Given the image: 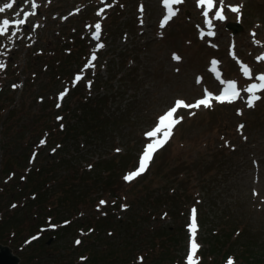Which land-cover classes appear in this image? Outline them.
<instances>
[{
	"label": "rangeland",
	"instance_id": "374dc122",
	"mask_svg": "<svg viewBox=\"0 0 264 264\" xmlns=\"http://www.w3.org/2000/svg\"><path fill=\"white\" fill-rule=\"evenodd\" d=\"M7 2L11 0H0V6ZM33 2L36 8H32ZM105 3L112 6L105 7ZM216 4L219 7V0ZM141 5L143 12L139 10ZM225 5L242 7L238 13L225 7L226 19L222 21L214 18V8L208 17L212 28L206 24L204 8L197 6V0L173 5L179 11L164 27L161 21L167 10L162 0H16L12 9L0 13V20L20 19L25 10H37L26 18L25 27L10 26L8 34L19 29L11 41L7 35L0 36V62L5 64L0 69L3 83L21 82L22 87L24 71L34 63V57L43 59L54 47L61 50L58 59H50L48 68L41 65L42 72L33 87L18 88L14 104L20 106L22 117L14 121L13 129L4 128L0 122V147L2 130L13 133L16 141L25 135L24 127L49 128L44 116L37 117L43 104L34 96L41 93V84L53 75L62 59L73 64L66 71L58 67L52 76L57 90L65 84L62 79H69L85 58L74 46L71 55L76 56L70 59L63 45L82 44L84 52L89 48L97 57L92 62L94 67L86 71L80 68L86 72L78 81L84 88L64 97L67 106L56 99L55 108L68 119L69 131L65 137L67 151L63 154L61 150L65 163L56 165L52 153L50 160L54 162L43 158L53 164H46V168L55 169L54 177L58 176L57 184L51 188L54 193L43 203L45 211L38 206L34 209L31 204L24 206L22 201H13L18 204L16 207L7 206L10 197L16 196L8 187L9 194L0 196L1 210L16 209L19 237L15 244L8 245L19 256V264H137L143 260L142 264H184L183 257L190 250V207L197 209L195 239L203 248L201 251L207 252V264H224L229 258L239 264L240 253L264 262V98L249 108L248 93L242 91L250 83H258L255 76L264 71V60L257 59L264 56V0H225ZM100 8L105 11L98 16ZM97 22L102 28L98 43L104 45L100 50L90 35ZM229 24L240 27L233 32ZM208 31L215 34L208 36ZM201 32L205 34L203 38ZM174 53L181 59L174 60ZM213 59L219 61L215 70ZM9 63L12 67L7 71ZM241 64L253 70L251 78L244 76ZM86 78L88 82L94 80L93 85L87 86ZM229 79L237 82L240 98L233 103L214 101L207 108H179L176 118L183 119L138 180L127 185L120 174L105 190L107 180L102 168L96 167L91 178L76 177L83 169H89L92 161L103 157V164L114 165L115 159L123 167H133L153 139L145 134L157 125L165 108L177 99L194 104L205 89L217 90L224 85L222 80ZM34 89L35 93L30 94ZM54 93L46 96L53 99ZM257 94L264 97V92ZM61 123L55 121L53 126ZM242 124L244 127L239 128ZM117 150L121 154L112 155ZM1 151L0 148V160ZM62 189L83 193L64 201L60 199ZM154 197L164 202L161 207L151 205ZM101 200L111 203L98 209ZM121 205H127L126 210H121ZM46 212L51 213L48 219ZM110 216L114 218L110 226L98 228L96 221L111 219ZM51 219L57 224L67 219L66 226L71 227L50 233L55 236L50 243L44 244L41 238L19 247L20 252L16 250L17 243L34 230L31 227L40 231L38 222L45 224ZM168 226L176 233L174 243L169 245L166 236L153 242V237L160 231L164 233ZM77 237L82 239L80 244H75ZM162 248L167 250L163 253ZM221 255L229 257L225 260ZM196 256L197 253L194 259Z\"/></svg>",
	"mask_w": 264,
	"mask_h": 264
},
{
	"label": "trees",
	"instance_id": "16d2710c",
	"mask_svg": "<svg viewBox=\"0 0 264 264\" xmlns=\"http://www.w3.org/2000/svg\"><path fill=\"white\" fill-rule=\"evenodd\" d=\"M0 40L2 39L0 38ZM74 46L79 47V49L76 48V51L79 54V56H81L82 54V57L83 56L86 57L88 51L86 50V52H84L83 51L84 46L82 44L76 45V43H73V46L70 43H68L67 46L63 45V48L68 49L66 56H70L72 54L71 49H73ZM60 53H61L60 48L54 47L52 48V50H49L46 54H44L43 59L42 58L37 59L36 57H34L33 58L34 63H31L28 66V68L25 69L24 71V73L26 74L24 87L28 89H30V85L33 87V83L35 84V79L42 72V67L44 66L45 68H48L50 65V59L51 58L58 59ZM75 56L76 54L71 55L70 59L72 58L74 60ZM45 57H48V58H45ZM72 64L73 63L66 62V60L62 59L61 64H58V67H60V71L61 70L66 71ZM38 65L39 67H36ZM10 67H12V63L8 64L7 71L10 69ZM58 67L57 66L55 67V70L52 76L56 75L57 71L59 70ZM74 71L71 72V76L69 77V79H67L66 77V80L71 79V77L74 74ZM0 73H2L1 70H0ZM52 76L43 81V83L41 84L39 88L41 93L39 92L38 94L34 96L36 100L37 99L39 100V98L42 97L43 105L41 109L38 111L37 117L41 118V115L44 116L46 124L49 128L40 129V128H25L24 127L23 129L26 130L25 135L21 137L18 136V138H16V141H14L13 139V133L11 135L6 134V130H2L3 132H1L2 143H1L0 148L2 149L1 151L2 158L0 160V168H1L0 170V196L9 194V191H7L6 187H8L12 191V193L15 192V195H16L15 197H10L9 201L6 203L7 206L11 204H15V207H16L18 204L13 201H22L23 202L22 204L24 206H28L31 204L32 208L35 209L36 206H38L40 211H45V207L43 203L46 202L47 197H49L52 193H54L52 192L51 188L57 184L58 176L54 177L56 173L55 169L46 168V164L49 166H53V164L52 165L49 164L43 158H49L48 160H50L49 152L54 149L52 153H53V156L55 157V164L63 165L65 163L64 158L61 156V150L63 149V154L64 152L67 151L65 148V144H66L65 137L69 131V124L67 123L68 119L66 117H61V119H57V117L60 116V112L59 110L55 108L56 97H54L53 99L52 98L50 99V97L46 96L49 92H55L53 96H55L58 93L56 81L52 79ZM15 79H17V77H15ZM0 82L3 83V79H1V77H0ZM18 83L19 82H14V83H9V84L7 83L0 84V122H2L4 128L13 129L14 127L12 126V124L14 123V121L22 117L20 116L22 112V110H20V106L14 104V101L16 99L15 95L19 88V86L17 85ZM13 85H17V87H13ZM3 92L5 93V95H3ZM33 92L35 93V89L33 91H30V94H32ZM17 102L18 100H16V103ZM67 104L68 103H65L64 106H67ZM49 115H52V117L50 118ZM90 117L91 115L88 118ZM55 121L57 122V124L58 122H62V123L60 125L53 126ZM21 126L23 127V125ZM4 137H8V139L4 140L3 139ZM41 140H44L45 143L40 144ZM59 153L60 155L56 156ZM118 154H121V153L118 152L112 155H118ZM104 158L106 157H103L102 159L99 158L96 161H92L91 162L92 166L89 165V169L85 168L87 171L83 169L82 170L83 174L80 173L76 177L83 178V179L91 178L89 177V175L94 174L96 172L95 168L98 167V168H102L100 169L103 171L102 175L106 177V179L105 178L103 179L107 180L104 186L105 190H108L110 184L114 182L113 178L120 176V174H121L122 182L124 184H127L123 177V174H125L126 170H128L126 165L123 167L121 162L115 159H113V161L116 162L114 165L103 164L101 161H104L103 160ZM50 161L54 162L53 159ZM85 175H88V177L86 178ZM73 179H76V178H73ZM80 182H78L76 185L78 186ZM131 183H128V184H131ZM87 185H88V181L86 182L85 186H83V188H86ZM61 193H62V197L60 199L65 201L67 198L69 199L72 198V200L79 198V195H76V193L82 194L83 191L81 192L79 190H75V191L69 192L66 189H62ZM57 202L58 204L62 203L61 201H57ZM163 203H164L163 201H160L159 198H156V197L152 198V201H151V205L155 207H161ZM0 211L2 214L0 216V241H2V243L13 245L16 243L15 238L19 237V236H16L17 234L16 222H15L16 209L14 212L12 211L6 212L5 210H1V209ZM50 214H51L50 212L45 213V216L47 219L50 217L49 216ZM52 215H55V214H52ZM57 216L60 217L61 215L57 214ZM102 217H105V216H102ZM107 218L109 217L101 218V220L96 221L98 224V228L105 229L106 226H110V224L114 221L113 216H110L111 219H107ZM32 220L34 219L32 218ZM63 221H67V219H62L58 223L63 222ZM37 225L42 226L45 224H42V222L39 221ZM104 225L106 226L104 227ZM70 227L71 226L65 225L62 228L66 230V229H69ZM32 228H34V230L29 232L31 234L27 236H30L36 232V227L33 226L30 229ZM164 231H165L164 233H161L163 231H160L158 234H156V236L153 237V242H156V238H158V240L160 241L161 236H166V241L168 242L169 245H172L175 241V235H176L175 231L172 230L170 226L165 228ZM109 232L111 233V231ZM25 238L19 243H17L16 248L25 240ZM108 246L109 244L107 245V248ZM153 247L155 248V243H153ZM164 249L165 251L167 250V248H162L161 249L162 252L164 251ZM202 249L203 248H201L199 251L200 256H199L198 264H207V261H206L207 252L201 251ZM32 250H33V247L31 248V251ZM209 252H212V250H210ZM159 253L163 254L164 252L163 253L159 252ZM165 257L166 258L168 257V260H171L172 262L174 261L173 258L167 254H165ZM222 257L223 258L226 257L225 258L226 260L229 256L227 257V255H223V256L221 255V258ZM238 258L240 259L239 264H264L262 259L253 261L250 259V255L245 254V253L238 254ZM154 261L155 260L152 259V263ZM144 262L145 261L143 260L142 262L140 261L137 264H142ZM82 264H86V263L82 262ZM184 264L186 263L184 262ZM216 264H221V263L219 261V262H216Z\"/></svg>",
	"mask_w": 264,
	"mask_h": 264
},
{
	"label": "snow or ice",
	"instance_id": "6c2138e0",
	"mask_svg": "<svg viewBox=\"0 0 264 264\" xmlns=\"http://www.w3.org/2000/svg\"><path fill=\"white\" fill-rule=\"evenodd\" d=\"M16 0H11V2L3 3L2 6H0V13H4L7 9H12ZM28 0H25V3H27ZM184 0H162V3L164 7L166 8V14L163 16V19L161 21V27H164L169 20H171L174 16L177 15V12L179 9H174L173 5H179L182 4ZM32 8H36L37 5L33 2L31 4ZM111 4H106L105 7H111ZM197 6L203 7L204 11L202 12V15L205 17V22L209 26V28L213 27V23L211 19H208L209 13L215 8V14L214 18L217 20H225L226 17L223 15L225 7L229 8L232 12L238 13L240 11V8L242 5H225V0H219V7H217L216 0H197ZM79 9H77L78 11ZM141 12L144 11L143 5L140 6L139 9ZM105 11V8H100L97 12V15H101ZM17 16L20 15L19 12L16 13ZM23 15L25 17H28L30 15H35V12H23ZM66 19V18H65ZM26 23L25 19H17L14 21H10L9 19L5 18L3 20H0V36L7 35L8 40H12L13 37L17 36L16 31H12L11 34L9 33V28L11 25H24ZM101 34V24L97 22L94 25V31L92 33V36L94 39H99ZM215 33L213 31H208V36H213ZM205 34L201 32V38H203ZM253 36L256 35L255 32L252 33ZM254 43H259V41H255ZM104 45L102 43L97 44V48H103ZM233 56H235V53H230ZM97 59L95 51H93L89 62L85 65V68L94 67V64L92 63ZM174 60H180L181 58L177 54H173ZM258 60H264V56L257 57ZM219 63V61L213 59L212 65L213 69L215 70L216 65ZM239 63V61H238ZM5 67V64L3 62H0V69H3ZM241 70L244 74V76L251 78L253 75V70L247 65V64H241ZM83 71V70H82ZM217 75L219 77V72H217ZM82 79L81 74H77L74 78L73 84L75 85L76 81H79ZM255 80L259 81L250 83L246 88L242 89V91L248 93V97L246 100V104L249 108H252L255 106L257 101H260L262 98L261 95H258L257 93L264 92V73L258 74L255 76ZM200 82V78H197V83ZM225 87L221 91L220 95L213 96V94L209 93L207 89H205L204 97L197 100L194 104H186L182 100H177L175 102V105L171 107L169 110H167L163 115H161L158 118L157 125L150 131H148L145 135L149 138H153L151 142L147 143L145 146L144 151L141 154L139 165L136 170L126 174L124 176L125 181H132L134 178L140 176L143 174L150 163V161L153 158L154 153H156L160 148L164 146L168 142V140L172 136V129L183 119V117L174 118V114L177 112V110L181 107L186 108H199L200 106L204 107H210L212 100H216L219 103H233L241 96V89L237 88L236 82L233 80H226L221 81ZM91 85V81H89V86ZM13 87H17V85H13ZM68 89L66 88L64 92H61L59 94L58 99L62 100L65 95H67ZM60 105L57 104V107ZM239 112V110H238ZM57 119H61L60 117H57ZM62 126V125H61ZM244 125H240L239 128H243ZM41 144H44L45 141L41 140ZM54 151V149H53ZM119 151V150H117ZM91 167V166H90ZM256 193L254 192V195ZM107 201L101 200L100 204L97 206L98 209L101 205L106 204ZM122 208H126L127 205H121ZM196 212L197 210L195 208L192 209V216H191V223L189 224L190 228V250L189 254L187 255V264H198V261L194 259L195 254L197 253V250L199 248L198 243L196 242V232H197V218H196ZM67 223V222H65ZM52 227H55L53 225ZM77 244L81 243L80 240L76 241ZM83 259V258H82ZM142 259V258H141ZM228 264H234L232 258H229Z\"/></svg>",
	"mask_w": 264,
	"mask_h": 264
},
{
	"label": "water",
	"instance_id": "95a60500",
	"mask_svg": "<svg viewBox=\"0 0 264 264\" xmlns=\"http://www.w3.org/2000/svg\"><path fill=\"white\" fill-rule=\"evenodd\" d=\"M232 31H236L237 27H240L238 24H229L228 25ZM19 256L16 255L12 248L9 245L0 243V264H18Z\"/></svg>",
	"mask_w": 264,
	"mask_h": 264
},
{
	"label": "flooded vegetation",
	"instance_id": "af4514ba",
	"mask_svg": "<svg viewBox=\"0 0 264 264\" xmlns=\"http://www.w3.org/2000/svg\"><path fill=\"white\" fill-rule=\"evenodd\" d=\"M54 231H58L57 229H52V228H50V227H47V228H45V230H43V235L41 236L42 237V239L44 240V244H47V243H50L51 242V240L55 237V236H51V234L50 233H52V232H54ZM45 233L46 234H48V235H46V239H45ZM54 235V234H53ZM50 236V237H49ZM47 237L49 238L48 240H47Z\"/></svg>",
	"mask_w": 264,
	"mask_h": 264
},
{
	"label": "bare ground",
	"instance_id": "6f19581e",
	"mask_svg": "<svg viewBox=\"0 0 264 264\" xmlns=\"http://www.w3.org/2000/svg\"><path fill=\"white\" fill-rule=\"evenodd\" d=\"M166 144H167V143H166ZM166 144H164V146H165ZM164 146H163V147H164ZM163 147H162V148H163ZM162 148H160L158 151H160ZM158 151H157V152H158ZM157 152H156V153H157ZM156 153H154L153 158H152V160H151L149 166L147 167V169L150 167V165H151V163H152V161H153L154 156H155ZM147 171H148V170H147ZM147 171H146V172H147Z\"/></svg>",
	"mask_w": 264,
	"mask_h": 264
}]
</instances>
